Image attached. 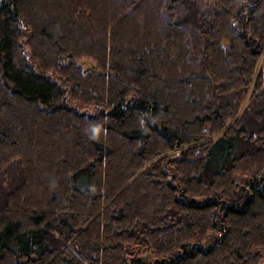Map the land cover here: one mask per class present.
I'll use <instances>...</instances> for the list:
<instances>
[{
    "label": "trees",
    "instance_id": "trees-1",
    "mask_svg": "<svg viewBox=\"0 0 264 264\" xmlns=\"http://www.w3.org/2000/svg\"><path fill=\"white\" fill-rule=\"evenodd\" d=\"M193 1L0 0V264L262 262L264 0Z\"/></svg>",
    "mask_w": 264,
    "mask_h": 264
},
{
    "label": "rangeland",
    "instance_id": "rangeland-1",
    "mask_svg": "<svg viewBox=\"0 0 264 264\" xmlns=\"http://www.w3.org/2000/svg\"><path fill=\"white\" fill-rule=\"evenodd\" d=\"M214 1H216V0H194L193 4L191 3L188 6V8L186 7V8H183V10L181 9V11L179 10V13H180L179 16L181 17V19L183 21L188 22L191 25L196 27L199 24H201V15L204 12H206L211 7V5L214 3ZM168 4H170V3H168ZM170 5L168 6V9H169V7H171ZM174 6H172V7H174ZM192 34H193V38L192 39H195V40H198V41H200L199 39H202L201 36L199 35V33L196 32L195 30L192 31ZM225 43L227 44L228 41L225 40ZM194 44H195V42H194ZM82 62L85 63V65H86L85 67H89V68L96 67V64H95L96 62H94V64H93L92 60H90V59H84V61H82ZM263 65H264V54H263L262 58L260 59L258 70H257V74L261 71ZM62 84L64 85L63 82H62ZM64 86H66V85H64ZM251 91H250V93L247 94V96L245 98V101L243 103V106L241 108V111H244L250 105V101H251V97H252L251 96V94H252ZM68 101H69V103L73 102L71 99H68ZM91 108L92 109H96L95 106L91 105V107L90 108H86V110L87 109H91ZM81 110H85V107H81ZM251 115H253V114H251ZM255 119L252 116V118H249L247 120V123L250 125V126L248 125L249 127H247L248 130H250L248 132V134H250L251 132H254L255 134H257V137H259L258 133L260 131V128L262 127V123L258 122ZM259 124H260V126H259ZM221 133L222 132L214 134L213 136H210L207 140H211V139L216 140V139L219 138ZM240 145H241V150L240 151H242V150H251V149L257 148L256 143L248 142V140L243 141L241 139V144ZM258 146H259V144H258ZM169 154H170L171 157H179L180 156V151L173 150ZM153 162L154 161L150 162V164L153 163ZM237 175H238L237 176V182L240 183V185L242 186L245 183L246 178L249 176V174L246 173V172H239V173H237ZM240 188L241 187L238 186L237 190H240ZM215 234L217 235V234H219V232H216ZM70 243L71 242H68V245L72 244V243L71 244ZM127 245H129V244H127ZM143 246L146 247V245H143ZM138 247L139 246H133L132 243H130V247L128 249L131 250V253L134 252L135 256L137 255L139 257H144L145 260L149 259L146 263H143V264H147L149 261L155 262V260L157 258L161 257L160 255H159L160 257L155 255L154 252L151 249H148V250L147 249H140ZM261 251H262L263 256H264V249H262ZM149 253H151L153 256H151V254H149ZM130 259H129V262H130ZM136 264H142V263L139 262V263H136ZM260 264H264V257H263V260H262V262Z\"/></svg>",
    "mask_w": 264,
    "mask_h": 264
}]
</instances>
